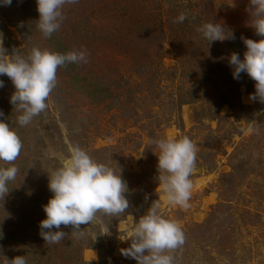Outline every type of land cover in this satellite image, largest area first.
<instances>
[{
    "label": "rangeland",
    "instance_id": "rangeland-1",
    "mask_svg": "<svg viewBox=\"0 0 264 264\" xmlns=\"http://www.w3.org/2000/svg\"><path fill=\"white\" fill-rule=\"evenodd\" d=\"M233 3L78 0L64 7L60 28L48 38L37 28L35 0L0 6L9 56H27L33 47L87 52L86 62L57 69L47 109L23 127L9 102L14 86L0 76V120L23 143L14 162L19 172L9 183L5 211L0 208V218L9 214L0 225V253L23 255L28 264H137L120 254L130 243L120 239L157 200L162 216L185 235L184 245L171 253L176 264H264V104L249 99L254 81L244 73L234 79L227 60L233 52L243 56L242 37H259L248 25V0ZM182 13L188 18L174 22ZM212 20L236 38L208 46L197 28ZM183 136L197 151L188 207L167 203L157 188L158 149L150 143ZM72 145L122 170L129 208L81 225V239L62 225L64 239L48 244L39 228L42 205L52 195L47 174L61 166ZM105 226L109 234L101 235Z\"/></svg>",
    "mask_w": 264,
    "mask_h": 264
},
{
    "label": "clouds",
    "instance_id": "clouds-1",
    "mask_svg": "<svg viewBox=\"0 0 264 264\" xmlns=\"http://www.w3.org/2000/svg\"><path fill=\"white\" fill-rule=\"evenodd\" d=\"M12 0H0V6H8ZM38 12L37 28L44 37H51L60 28L63 9L78 0H35ZM234 6L233 0L232 5ZM248 25L259 37L257 40L243 38V56L233 52L228 57L232 76L239 80L242 73L254 81V92L249 94L251 101L264 104V0H248ZM188 18L180 14L174 22L183 23ZM207 45L214 42L234 40L235 34L223 22H206L197 28ZM4 47L3 33L0 32V76H7L14 86L9 102L16 109L17 123L23 127L34 117L43 113L47 100L57 84V69L70 63L87 61L86 50H73L67 53L51 52L33 47L27 56L19 53L9 56ZM4 81L0 80V88ZM4 113L0 111V117ZM150 143L158 149L157 183L169 204L188 207L192 183L190 176L196 168L197 151L192 140L183 136L179 139H151ZM23 143L9 123L0 120V208L12 188L19 168L15 161L20 156ZM47 187L52 193L47 203L42 205L45 218L39 222L40 235L48 244L60 243L66 233L61 226H71V233L77 239L86 233L81 225H89L101 217H116L127 213L129 191L122 177V170L115 171L105 163L94 160L79 145H72L61 166L47 174ZM14 188V187H13ZM30 194V193H29ZM159 201L154 200L146 212L134 220L132 229L121 241H129V246L120 249V254L134 259L137 264H176L173 251L185 243L181 227L166 219L159 211ZM5 211V210H4ZM98 214H100L98 216ZM9 214L7 213V216ZM0 218V225L7 217ZM53 229H56L53 231ZM109 234L105 226L101 235ZM0 239L3 231L0 228ZM0 264H28L25 256L8 259L2 253Z\"/></svg>",
    "mask_w": 264,
    "mask_h": 264
}]
</instances>
